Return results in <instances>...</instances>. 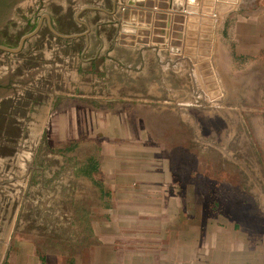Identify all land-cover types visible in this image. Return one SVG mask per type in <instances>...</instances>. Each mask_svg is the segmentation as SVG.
Instances as JSON below:
<instances>
[{
	"label": "rangeland",
	"instance_id": "rangeland-1",
	"mask_svg": "<svg viewBox=\"0 0 264 264\" xmlns=\"http://www.w3.org/2000/svg\"><path fill=\"white\" fill-rule=\"evenodd\" d=\"M262 4L13 0L8 48L42 27L0 52V264H263L264 50L233 43ZM121 142L161 187L113 194Z\"/></svg>",
	"mask_w": 264,
	"mask_h": 264
},
{
	"label": "crops",
	"instance_id": "crops-1",
	"mask_svg": "<svg viewBox=\"0 0 264 264\" xmlns=\"http://www.w3.org/2000/svg\"><path fill=\"white\" fill-rule=\"evenodd\" d=\"M263 4L260 8H258L255 13H249L246 16L243 17V19H240L239 21L235 22V26H233V43L234 41H237V44L235 45V49L244 55H247L249 60L252 58L255 60L256 58L261 55L262 50H264V0ZM229 14L234 15L236 14V11L232 9ZM239 17V16H237ZM245 21V22H244ZM221 26V25H220ZM218 27V37L221 39V36L224 35V27L222 28ZM223 39V38H222ZM247 43L248 47V53L245 52L244 46ZM223 50V45L220 46L216 50V60L217 62L221 59L222 53L220 51ZM249 65H253L252 63H249ZM233 82L232 80H230ZM121 138L120 140H123L124 138L128 140L130 138V135H126L123 132H121ZM129 136V137H128ZM116 139V138H115ZM112 144V141L110 142ZM109 144V145H110ZM107 145V143L105 144ZM109 145L107 146L106 155L109 156L111 160H113L114 164H119V170H110L109 175H106L107 179H111L112 181L107 182L109 185V188L113 191V194L120 193V194H128L131 193V185H136L138 182L142 181L143 179H148L149 182L145 184L148 185H162L161 183V176L160 174L157 175L155 171H151L150 169H147L146 172H141L137 170V165L143 164V161H139L140 156H145L148 154V152L144 153L141 152L135 144H126L120 143V149H112L109 148ZM138 149H134V148ZM146 159V158H144ZM139 161V162H138ZM146 164V162H145ZM96 167V164L93 166ZM105 178V177H104ZM105 178V179H106ZM164 180H166V176H164ZM166 187V185H165ZM164 187V189H165ZM118 189V191H117ZM135 194V192H133ZM240 244H243V242L237 241ZM236 243L235 240L232 241V249H234L233 245ZM243 246L237 244V252L239 253H245L244 249L245 247L241 248ZM240 248V249H239ZM188 250H190V246L188 247ZM235 256V255H234ZM236 258V256H235ZM263 258H264V252H263ZM264 264V263H263Z\"/></svg>",
	"mask_w": 264,
	"mask_h": 264
},
{
	"label": "flooded vegetation",
	"instance_id": "flooded-vegetation-1",
	"mask_svg": "<svg viewBox=\"0 0 264 264\" xmlns=\"http://www.w3.org/2000/svg\"><path fill=\"white\" fill-rule=\"evenodd\" d=\"M12 1L13 0H0V30L2 29V27H1V20L3 19V17L5 16V15H7L8 14V8H9V6L11 5V3H12ZM42 22H41V19L38 21V23L36 24V27L34 28V31L31 33V34H33V33H37L38 31H39V29H40V26L42 27ZM27 37V36H26ZM25 38V37H24ZM23 38V39H24ZM30 39H27L24 43H23V45H22V47H21V49L19 50V52H17V53H11V54H19V53H21L23 50H24V48H26L29 44H28V41H29ZM19 47H20V45H18ZM17 46V49L19 48ZM3 47H5V48H8L6 45H5V43H4V41H3V39H2V34L0 33V52H7L6 50H4V49H2ZM9 49H11V48H9ZM14 50V49H13ZM8 53H10V52H8Z\"/></svg>",
	"mask_w": 264,
	"mask_h": 264
},
{
	"label": "water",
	"instance_id": "water-1",
	"mask_svg": "<svg viewBox=\"0 0 264 264\" xmlns=\"http://www.w3.org/2000/svg\"><path fill=\"white\" fill-rule=\"evenodd\" d=\"M233 1H234V0H233ZM34 34H35V33H33V34H29V35H27V37H25L24 39H22L21 44H20V47H19L17 50H13V49L5 48V47H3L2 49L6 50L7 52H10V53H17V52H19V50L21 49L23 43H24L28 38L30 39L31 37H33ZM178 35H179V34H178Z\"/></svg>",
	"mask_w": 264,
	"mask_h": 264
}]
</instances>
